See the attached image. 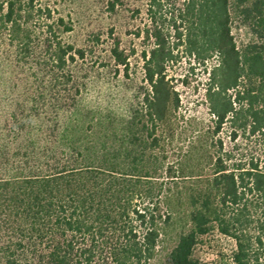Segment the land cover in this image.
Here are the masks:
<instances>
[{
	"label": "trees",
	"instance_id": "obj_1",
	"mask_svg": "<svg viewBox=\"0 0 264 264\" xmlns=\"http://www.w3.org/2000/svg\"><path fill=\"white\" fill-rule=\"evenodd\" d=\"M162 1L151 0V10ZM238 3L253 35L241 48L231 34L228 0H188L179 24L173 19V48L161 30L152 31L156 46L143 55L152 89L142 107L117 119L118 125L112 114L100 119L97 125L110 138L82 137L76 110L62 128L45 124L37 109L9 113L6 131L14 140L1 143L0 264H208L194 255V247L215 228L235 239L234 264H264L263 236L245 232L255 212H264L259 157L233 168L212 157L213 173L203 179L173 167L161 171L163 158L151 152L161 144L159 131H174L171 114L179 98L166 72L176 59L174 48L184 43L199 63L218 58L207 90L217 118L214 133L229 121L248 137L261 135L264 143V0ZM24 13L19 0H7L0 26L30 41L20 21ZM49 47L51 73L63 70L72 80L66 67L76 55L85 58V50L56 39ZM111 55L116 66H129L118 44ZM192 177L194 186L177 182Z\"/></svg>",
	"mask_w": 264,
	"mask_h": 264
},
{
	"label": "rangeland",
	"instance_id": "obj_2",
	"mask_svg": "<svg viewBox=\"0 0 264 264\" xmlns=\"http://www.w3.org/2000/svg\"><path fill=\"white\" fill-rule=\"evenodd\" d=\"M228 1L231 34L241 48L253 35L240 15L238 0ZM162 2L161 7L151 10V0H19L27 8L20 21L30 32L31 40L10 36L0 26V159L2 141H8V137V142L14 140L6 131L12 110L30 114L37 109L51 128L52 125L62 128L70 121L69 113L76 110L81 119L80 135L91 141L101 135L111 137V133H103L102 125H97L102 117L112 114L113 123L118 125L117 119L141 108L144 94L152 89L146 80L143 56L156 46L152 31L161 30L167 45L173 48L178 41L173 19L179 24L180 10L188 0ZM6 4L7 0H0L1 12ZM55 39L86 52L85 58L76 55L66 67L73 75L72 80H68L63 70L51 73L48 49ZM115 44L128 55L127 68L116 66L111 55ZM173 54L176 59L169 62L166 79L177 93L179 107L171 114L174 131L165 135L159 131L161 144L151 150L153 155L163 158L162 162L159 160L160 170L173 167L180 173L202 174L205 179L213 173L212 157L226 159L232 168L251 157H259L264 163L261 135L248 137V132L235 130L229 121L220 132L214 133L217 118L211 112L207 90L209 72L218 63L217 56L205 64L199 63L188 54L185 43L174 48ZM3 130L7 135L1 134ZM94 132L97 133L93 135ZM177 182L191 187L197 179L178 178ZM181 219L184 226V218ZM245 232L264 238L262 207L255 212ZM235 250V239L215 228L199 238L194 255L208 264H234Z\"/></svg>",
	"mask_w": 264,
	"mask_h": 264
}]
</instances>
